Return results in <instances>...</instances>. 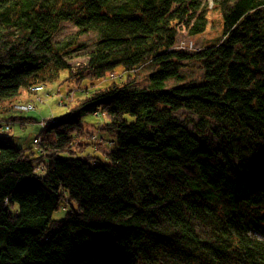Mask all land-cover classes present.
Here are the masks:
<instances>
[{
	"label": "trees",
	"instance_id": "obj_1",
	"mask_svg": "<svg viewBox=\"0 0 264 264\" xmlns=\"http://www.w3.org/2000/svg\"><path fill=\"white\" fill-rule=\"evenodd\" d=\"M209 2L219 37L176 48ZM146 65L142 86L128 73ZM117 68L34 147L0 136V264H264V0H0V135L34 121L13 113L21 90ZM87 114L106 118L104 159L79 140Z\"/></svg>",
	"mask_w": 264,
	"mask_h": 264
},
{
	"label": "rangeland",
	"instance_id": "obj_2",
	"mask_svg": "<svg viewBox=\"0 0 264 264\" xmlns=\"http://www.w3.org/2000/svg\"><path fill=\"white\" fill-rule=\"evenodd\" d=\"M207 14L208 24L205 32L198 36H190L186 33V30H179L176 48L184 47L187 50L195 51L205 44L212 43V40L219 37L221 32L220 16L218 11L211 7V2H209ZM75 31V27L69 24H64L61 31L58 33L57 38H64L75 33ZM81 40L83 44L81 49L75 50L73 52V58L69 61V64L72 67L71 74L76 73L78 69L84 66L86 62V53L92 47L95 41V36L90 34L89 36L82 37ZM149 71L150 69L148 65H146L140 69L131 70L128 74L131 75V77L133 76L139 85L143 86L146 83L145 76ZM183 72L188 79H195L199 75L196 65L187 67ZM71 74L66 71L61 72L56 81L47 84H40L43 85L42 90H39L36 93L30 90H21L19 96L12 103L13 113L14 115H20L25 118H32L34 121H20L19 124L8 123L9 128L5 129L6 131L2 132L0 136L12 139V141L14 139L13 143L21 147H34L35 143L33 140L38 136L45 121L50 118L61 116L91 91L105 87L112 82L121 83L127 76V73L121 68H117L114 73L105 76L101 80H85L80 82L79 85L75 83ZM25 104H31L33 109L29 111H20L17 109L18 105ZM4 107L7 108L8 105L5 104ZM15 109H17L18 112H16ZM105 120L106 118L101 114H87L82 117V124L86 128V132H89V134L83 135L79 138L80 141L88 144V147L85 149V154L104 159V153H106L111 146L110 136L100 131V127ZM64 215L65 210L60 208L58 211L54 212L52 218L58 220L63 218Z\"/></svg>",
	"mask_w": 264,
	"mask_h": 264
},
{
	"label": "built area",
	"instance_id": "obj_3",
	"mask_svg": "<svg viewBox=\"0 0 264 264\" xmlns=\"http://www.w3.org/2000/svg\"><path fill=\"white\" fill-rule=\"evenodd\" d=\"M192 46V45H191ZM180 48H184V47H180ZM184 49H186V48H184ZM42 86L43 85H36V86H33V87H31L29 90L30 91H32V92H38L39 90H42ZM17 109L18 110H22V111H29V110H31V109H33V106L31 105V104H25V105H18L17 106ZM6 129H8V128H6ZM34 142L35 143H38V139H34Z\"/></svg>",
	"mask_w": 264,
	"mask_h": 264
},
{
	"label": "crops",
	"instance_id": "obj_4",
	"mask_svg": "<svg viewBox=\"0 0 264 264\" xmlns=\"http://www.w3.org/2000/svg\"><path fill=\"white\" fill-rule=\"evenodd\" d=\"M13 141H14V139H13Z\"/></svg>",
	"mask_w": 264,
	"mask_h": 264
}]
</instances>
